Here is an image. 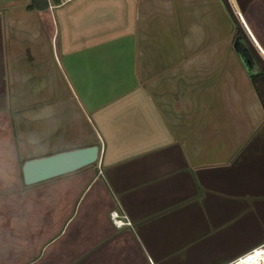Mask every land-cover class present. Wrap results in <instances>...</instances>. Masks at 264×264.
<instances>
[{"label":"crops","instance_id":"0c3cea01","mask_svg":"<svg viewBox=\"0 0 264 264\" xmlns=\"http://www.w3.org/2000/svg\"><path fill=\"white\" fill-rule=\"evenodd\" d=\"M31 1L0 0V264L262 246L264 0ZM93 144L96 163L24 182L26 159Z\"/></svg>","mask_w":264,"mask_h":264},{"label":"water","instance_id":"95a60500","mask_svg":"<svg viewBox=\"0 0 264 264\" xmlns=\"http://www.w3.org/2000/svg\"><path fill=\"white\" fill-rule=\"evenodd\" d=\"M244 43L242 41L239 44L243 50L242 54L246 58L248 57L246 61L249 66L255 67V59ZM100 149L99 144H93L28 158L22 165L24 182L28 185L35 184L96 163L99 159Z\"/></svg>","mask_w":264,"mask_h":264},{"label":"built area","instance_id":"2783aa9c","mask_svg":"<svg viewBox=\"0 0 264 264\" xmlns=\"http://www.w3.org/2000/svg\"><path fill=\"white\" fill-rule=\"evenodd\" d=\"M66 1H68V0H66ZM111 216H112L113 221L118 226H124V225L129 224L131 222L130 220L127 219L126 214L120 213L118 210H114L111 213ZM258 248H260L263 251V254H264V244L262 246L258 247ZM258 248H255L252 251H256ZM252 251H250V252H252ZM242 258H243V256L239 257L238 259H236L234 262H232L230 264H238V263H240ZM260 260H261V262H263L262 264H264V257H262Z\"/></svg>","mask_w":264,"mask_h":264},{"label":"bare ground","instance_id":"6f19581e","mask_svg":"<svg viewBox=\"0 0 264 264\" xmlns=\"http://www.w3.org/2000/svg\"><path fill=\"white\" fill-rule=\"evenodd\" d=\"M264 257L263 251L258 248L256 251L249 252L244 255L238 264H262L261 258Z\"/></svg>","mask_w":264,"mask_h":264},{"label":"trees","instance_id":"16d2710c","mask_svg":"<svg viewBox=\"0 0 264 264\" xmlns=\"http://www.w3.org/2000/svg\"><path fill=\"white\" fill-rule=\"evenodd\" d=\"M46 5H48V0H32L31 3L29 4L30 7H44ZM244 38H246L245 35H244ZM254 59H255V57H254ZM258 64L261 66L260 63H258ZM253 78L255 81H257V80H263L264 81V70L262 69L259 73L254 74ZM260 95L262 98V102L264 103V93L262 92Z\"/></svg>","mask_w":264,"mask_h":264},{"label":"rangeland","instance_id":"374dc122","mask_svg":"<svg viewBox=\"0 0 264 264\" xmlns=\"http://www.w3.org/2000/svg\"><path fill=\"white\" fill-rule=\"evenodd\" d=\"M255 67H257V65H254ZM263 89V91H264V88H262Z\"/></svg>","mask_w":264,"mask_h":264},{"label":"flooded vegetation","instance_id":"af4514ba","mask_svg":"<svg viewBox=\"0 0 264 264\" xmlns=\"http://www.w3.org/2000/svg\"><path fill=\"white\" fill-rule=\"evenodd\" d=\"M246 59H248V57Z\"/></svg>","mask_w":264,"mask_h":264}]
</instances>
